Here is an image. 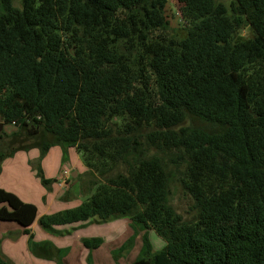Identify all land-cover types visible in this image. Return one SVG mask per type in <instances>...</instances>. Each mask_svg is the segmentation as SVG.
Returning <instances> with one entry per match:
<instances>
[{
    "label": "trees",
    "instance_id": "1",
    "mask_svg": "<svg viewBox=\"0 0 264 264\" xmlns=\"http://www.w3.org/2000/svg\"><path fill=\"white\" fill-rule=\"evenodd\" d=\"M169 1L0 0V117L20 128L10 143L22 138L0 149V175L7 158L38 149L48 185L44 157L75 147L100 179L43 228L132 213L167 244L152 252L147 241L130 264H264V0H177L184 38ZM243 25L254 37L237 41ZM190 117L211 127L183 126ZM171 165L184 168L192 221L170 202ZM37 216L0 186V221L18 222L33 253L54 258L34 241Z\"/></svg>",
    "mask_w": 264,
    "mask_h": 264
},
{
    "label": "rangeland",
    "instance_id": "2",
    "mask_svg": "<svg viewBox=\"0 0 264 264\" xmlns=\"http://www.w3.org/2000/svg\"><path fill=\"white\" fill-rule=\"evenodd\" d=\"M12 1L16 7L22 8L23 0ZM220 1L229 6L232 0ZM180 6L177 0H170L167 5V17L173 34L178 38H184L188 34L189 21L182 15ZM253 37L254 32L249 25H243L236 34L237 41H245ZM0 124L3 125L2 130H0V149L10 153L11 149L20 146L22 138L17 143H10L20 128L15 123L4 124L1 117ZM183 126L207 129L211 127L197 117L188 118ZM51 154L53 157H57V163L55 166H48L47 173H45V169L43 170L45 177L50 176L53 181L58 178L56 174L63 167L70 168L74 163L84 165L83 156L75 147L57 146L54 147ZM39 156L31 159L29 151H21L14 154L12 159L7 158L3 162V171L0 175L1 185L6 186L9 191L15 192L26 202H37L40 213L47 209V204L40 202V199L44 201L46 197L49 202L53 200L51 210L47 211L50 215L59 214L66 209L79 206L94 192L100 178L95 176L93 172L82 171L81 166L76 165L73 169H68L69 174L65 178L68 186L62 187L60 198H56L58 188H54L52 194H49L48 188L38 175L36 168ZM61 162H63L62 166ZM170 170L172 172L170 202L185 221H192L195 217L194 200L184 190L180 182L184 168L171 165ZM53 181L52 183H54ZM16 224V221H0V251L3 256L10 254L9 252H12L13 249H20L23 253L26 249V244L24 246L22 238L17 237L12 240L10 235L8 237L7 233L3 231V228ZM21 227L24 233V227ZM34 233L36 242L44 240L43 242L49 243L55 253L58 252L56 249L60 250L54 260L57 264L60 262L65 264L64 260L69 257L72 260L71 264H74V261L76 264H130L140 259L147 252V241L150 243L152 252L163 249L167 244L166 240L154 229H147L135 224L132 213L115 215L106 220L94 217L77 224L59 225L50 229H45L38 223ZM93 238L102 239V244L97 248L87 247L84 239ZM68 250L71 251L69 254ZM82 256H85L84 260L81 259Z\"/></svg>",
    "mask_w": 264,
    "mask_h": 264
},
{
    "label": "crops",
    "instance_id": "3",
    "mask_svg": "<svg viewBox=\"0 0 264 264\" xmlns=\"http://www.w3.org/2000/svg\"><path fill=\"white\" fill-rule=\"evenodd\" d=\"M55 147H57V146H55ZM54 149V147L50 150V152L47 154V156L45 157V159L43 160V162H42V165H43V169H45V173H47L48 172V166H51V165H56V163H57V157H53V155L51 154V151ZM19 152H21V151H19ZM30 152V154H31V159H34V158H36V157H38L39 156V150H37V149H33V150H31V151H29ZM18 153V152H17ZM13 158V156H11V157H9L8 159H12ZM63 165V162H61V166ZM76 165H80L81 166V169H82V171H88V168L86 167V165L84 164V165H81V164H73L70 168H62L59 172H58V174H56V176L58 177L55 181H53V179L50 177V176H47L46 178L47 179H50L51 180V183L50 184H45V186L48 188V193L49 194H52V190L54 189V188H58V190H57V192H58V195H57V197L56 198H60V195H61V193H60V190L62 189V187L63 186H68V183L66 182V180H65V178L66 177H64V172L66 171V170H68V169H73ZM3 171V170H2ZM74 174H75V172H74ZM52 181L54 182V183H52ZM1 183H2V181H1V177H0V186L2 187V188H4V189H6V190H8L9 191V189L6 187V186H4V185H1ZM10 191H12V190H10ZM15 193V192H14ZM23 200V199H22ZM62 200V199H61ZM53 200H51L50 202L48 201V199H46V197H45V199H44V201H42L41 199H40V202H42V203H45V204H47V209L46 210H44V212H42V213H40V210H39V206H38V203L37 202H32V203H34L37 207H38V216H37V219H36V221L34 222V224L32 225V227H31V231H32V233L34 234V237H35V233H34V229L36 228V226H37V224L39 223L40 224V219L44 216V215H48V212L47 211H50L51 210V208H52V206H53V203H54V201L52 202ZM26 202V201H25ZM31 203V202H30ZM47 213V214H46ZM80 223V222H79ZM77 224V223H76ZM41 225V224H40ZM10 227H5V228H3V231H4V233H7V236L9 237V235H10V237H11V239L12 240H15L17 237H19V238H22L21 240H22V242H23V244H24V246H25V244H26V249H24V253L23 252H21V250L20 249H13L12 250V252H9L10 254H6V256H3L2 254H1V256H2V258L4 259V261L7 263V264H57L54 260H55V258L57 257V255H58V252L60 251L59 249H56L55 247V249L58 251V252H56L57 253V255L54 257V258H45L44 259V257H38V256H36V255H34V253H33V251H32V248H31V242H30V238H29V236L27 235V234H24L23 233V229H22V225H19L18 224V222H17V224L16 225H9ZM34 241H36L35 240V238H34ZM44 240H42V241H37V242H43ZM71 251H69L68 250V254L70 253ZM0 253H1V251H0ZM9 255H16V257H13V256H9ZM35 258H37V259H35ZM38 258H42V259H38ZM84 258H85V256H82V258L81 259H83L84 260ZM69 259V260H68ZM64 262H65V264H71L72 263V260L70 259V257L69 258H67V259H65L64 260ZM74 264H76V261H74Z\"/></svg>",
    "mask_w": 264,
    "mask_h": 264
},
{
    "label": "built area",
    "instance_id": "4",
    "mask_svg": "<svg viewBox=\"0 0 264 264\" xmlns=\"http://www.w3.org/2000/svg\"><path fill=\"white\" fill-rule=\"evenodd\" d=\"M68 174H69V171L66 170V171L64 172V177L68 176Z\"/></svg>",
    "mask_w": 264,
    "mask_h": 264
},
{
    "label": "water",
    "instance_id": "5",
    "mask_svg": "<svg viewBox=\"0 0 264 264\" xmlns=\"http://www.w3.org/2000/svg\"><path fill=\"white\" fill-rule=\"evenodd\" d=\"M2 126H3V125H2V124H0V130H2ZM75 175H76V174H74V176H75Z\"/></svg>",
    "mask_w": 264,
    "mask_h": 264
}]
</instances>
